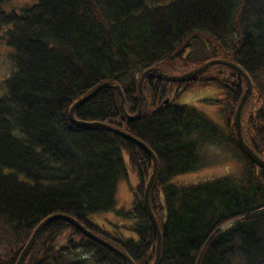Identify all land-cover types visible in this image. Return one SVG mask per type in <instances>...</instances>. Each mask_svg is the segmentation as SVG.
I'll list each match as a JSON object with an SVG mask.
<instances>
[{
  "label": "trees",
  "instance_id": "trees-1",
  "mask_svg": "<svg viewBox=\"0 0 264 264\" xmlns=\"http://www.w3.org/2000/svg\"><path fill=\"white\" fill-rule=\"evenodd\" d=\"M1 24L9 25L12 70L0 95V264H14L33 229L55 214L74 217L132 264H152L156 233L143 202L152 160L110 126L156 156L148 199L161 231L157 264H264V168L240 149L232 124L243 77L224 64L186 81L149 76L137 97L147 68L176 73L211 58L231 60L252 85L241 134L264 159V0H32L18 12L0 7ZM198 45L203 51L194 54ZM102 82L121 87L124 111L116 89L102 86L70 119L71 104ZM195 82L218 90L219 99L205 101L231 108L221 122L177 102ZM139 106L140 115L128 118ZM226 161L233 170L176 179ZM128 168L138 183L130 184L131 204L115 208ZM110 210L123 222L104 228L94 214ZM22 264L129 263L52 218Z\"/></svg>",
  "mask_w": 264,
  "mask_h": 264
},
{
  "label": "rangeland",
  "instance_id": "rangeland-1",
  "mask_svg": "<svg viewBox=\"0 0 264 264\" xmlns=\"http://www.w3.org/2000/svg\"><path fill=\"white\" fill-rule=\"evenodd\" d=\"M31 1L32 0H1L0 7L5 12H10V11L18 12L23 6L31 3ZM7 26L9 25L8 24L0 25V95L4 91V88H3L4 80L6 79L7 76L11 74V70H12L11 59H10L11 47L6 43L5 33H4L5 28ZM197 47H199L198 48L199 51L197 53L193 51L194 54H199L201 51H203V48L200 45H198ZM218 58H221V57H218ZM228 61H231V60H228ZM203 63L201 62L200 64L194 65L192 68H190V70L188 69L183 72L172 73V71L166 70V73L182 74V73L191 71L195 69L196 67H199ZM218 64L221 65V63H218ZM219 69H221L219 72H222L225 76H227L228 80L231 76H233V72H225L223 71V68H219ZM217 93H218V90L216 89L214 85L206 86L204 84H201L200 82H195V83H191L187 90L180 93L179 97L177 98V102L194 105L198 109L207 113L213 119H216L217 121L221 122L223 115L231 113L232 111L231 108L227 106V104L224 102L218 104L216 102H213L212 100L205 101L204 99V98L219 99L220 95H218ZM127 166L129 165L127 164ZM234 167H235L234 162L226 161L225 165L218 164V165H214L210 167H204L202 169H199V170H196L190 173H185L182 176L176 177V179L182 180V181H196L202 178H206V177L214 176L219 173H223L230 168L231 170H233ZM137 183H138V177L136 175V172L128 168L127 178L120 179L117 184L116 195H115V199H116L115 208H118L119 206L128 207L131 204L132 193L130 189V184L132 186H135L137 185ZM94 220L96 221L100 220V222L103 223L104 228H109L111 226V223H114V222L116 223L123 222L120 220V218L117 215H115L113 210L94 214Z\"/></svg>",
  "mask_w": 264,
  "mask_h": 264
},
{
  "label": "water",
  "instance_id": "water-1",
  "mask_svg": "<svg viewBox=\"0 0 264 264\" xmlns=\"http://www.w3.org/2000/svg\"><path fill=\"white\" fill-rule=\"evenodd\" d=\"M212 63H221V64H225L227 66H230L234 69H236L245 79V83H246V88L243 92V94L241 95L239 102L236 106L235 109V113H234V118H233V126H235V130H236V141L238 146L240 147V149L242 151H244V153L246 155H248V157L258 166L264 168V159L261 158L259 155H257L248 145L247 143L244 141L242 135H241V129H240V111L242 108V105L244 103V101L246 100V98L248 97L252 85H251V81L248 77V75L240 68L238 67L235 63L231 62V61H227L225 59H212L209 60L208 62L203 63L202 65H200L199 67H196L195 69L182 73V74H168L165 73L163 71H161L160 69L156 68V67H150L146 70H144L139 78L138 81V92L139 95L138 98H141L140 95V91H141V84L144 81V79L148 76H154L156 78H160L162 80H166V81H184V80H189L191 78H193L194 74L200 73L202 72L204 69H206L210 64ZM102 86H110V87H116L119 95L121 96V100H120V104H119V109L121 111H124L123 108V96H122V92L120 90V87L118 85L115 84H111L109 82H102L100 84H98L91 92L85 94L84 96L78 98L73 105L71 106V111L72 109L79 105L80 103H82L83 101L87 100L89 97H91V95L99 88ZM140 115V109L138 108L137 112L134 115H128V118H135L138 117ZM111 129L123 134L124 136L130 138L132 141H134L135 143H137L142 149H144L151 157L152 162H153V167H152V171L150 174V177L148 179L147 184L145 185V189H144V193H143V201H144V206L151 218L152 224L154 226L155 229V233H156V244H155V257L154 260L152 262V264H157L158 260H159V256H160V242H161V231L160 228L158 226V223L156 221V218L154 216V214L152 213L150 206H149V202H148V193H149V187L152 183L155 171H156V159L155 156L153 154V152L139 139H137L136 137L129 135L121 130H119L116 127H111ZM52 218H63L66 219L68 222H70L71 224H73L79 231H81L83 234H85L86 236L100 242L101 244L111 248L112 250H114L115 252H117L118 254H120L129 264H132V259L124 252H122L120 249L116 248L115 246H113L110 242H108L107 240H105L104 238H102L101 236L92 233L90 230L86 229L80 222H78L75 218L71 217V216H66V215H60V214H55V215H51L48 216L46 218H44L41 222H39V224L36 226L35 230H33L29 240L27 241V243L25 244V246L23 247V249L21 250L17 260L15 261L14 264H20L24 258V256L26 255V253L28 252L29 248L31 247L34 238L37 234V232L41 229V227L50 219Z\"/></svg>",
  "mask_w": 264,
  "mask_h": 264
},
{
  "label": "bare ground",
  "instance_id": "bare-ground-1",
  "mask_svg": "<svg viewBox=\"0 0 264 264\" xmlns=\"http://www.w3.org/2000/svg\"><path fill=\"white\" fill-rule=\"evenodd\" d=\"M218 57H216V58H211V59H208L206 62H208L209 60H212V59H217ZM219 59H221V58H219ZM225 60H227V59H225ZM228 61V60H227ZM235 63V62H234ZM215 64H218V63H212V64H210L206 69H204L202 72H204L205 70H207L209 67H211L212 65H215ZM236 64V63H235ZM238 67H240L238 64H236ZM227 66V65H226ZM228 67H230V66H228ZM157 68V67H156ZM232 68V67H231ZM241 68V67H240ZM148 69V68H147ZM159 69V68H158ZM232 69H234V68H232ZM242 69V68H241ZM146 70V69H145ZM161 70V69H160ZM235 71H237L236 69H234ZM243 70V69H242ZM162 71V70H161ZM164 72V71H163ZM202 72H200V73H197V74H194L193 75V77H195L196 75H198V74H201ZM238 72V71H237ZM166 73V72H165ZM239 73V72H238ZM246 73V72H245ZM240 74V73H239ZM241 75V74H240ZM242 76V75H241ZM149 77V76H148ZM152 77H154V76H152ZM243 77V76H242ZM140 78V77H139ZM147 78V77H146ZM160 79V78H159ZM145 80V79H144ZM243 80H244V82H245V79L243 78ZM138 81H139V79H138ZM164 81H166V80H164ZM184 81H186V80H184ZM173 82H177V81H173ZM143 83V82H142ZM115 85H117V84H115ZM137 85H138V82H137ZM119 86V85H118ZM110 87V86H109ZM120 87V86H119ZM111 88H114V89H116V87H111ZM245 88H246V83H245ZM245 88H244V90H245ZM138 89V88H137ZM120 90H121V92H122V89H121V87H120ZM116 91H117V89H116ZM118 92V91H117ZM190 92V91H189ZM244 92V91H243ZM251 92V91H250ZM218 94V93H217ZM243 94V93H242ZM250 94V93H249ZM118 95H119V93H118ZM138 95H139V92H138ZM140 95H141V98H138V100H141L142 99V84H141V91H140ZM120 96V95H119ZM122 96H123V92H122ZM248 97H249V95H248ZM248 97L246 98V100L248 99ZM123 98H124V96H123ZM120 100H121V96H120ZM124 100V99H123ZM246 100L244 101V103H243V105H242V108H243V106H244V104H245V102H246ZM165 101H167V100H165ZM81 104V103H80ZM79 104V105H80ZM119 104H120V101H119ZM73 104H71V106H72ZM79 105H77V106H75L73 109H72V111H71V106L69 107V117H70V119H74V115H73V112H74V109L76 108V107H78ZM123 108H124V106H123ZM242 108H241V111H240V124H241V112H242ZM139 109L141 110V108H140V106H139ZM138 110V109H137ZM137 112V111H136ZM135 113H132V114H130V115H134ZM136 118V117H135ZM99 124H101V125H104V126H109V124H107V123H104V122H99ZM112 127V126H111ZM234 128H235V126H234ZM236 129V128H235ZM137 144V143H136ZM138 145V144H137ZM139 146V145H138ZM140 147V146H139ZM141 148V147H140ZM144 150V149H143ZM145 151V150H144ZM152 151V150H151ZM153 152V151H152ZM153 154H154V152H153ZM150 156V155H149ZM154 156H155V154H154ZM151 158V157H150ZM155 159H156V156H155ZM152 160V159H151ZM152 167H153V164H152ZM156 169H157V160H156ZM151 171H152V169H151ZM155 173H156V171H155ZM151 174V173H150ZM155 175V174H154ZM183 175V174H182ZM182 175H180V176H182ZM149 177H150V175H149ZM149 177H148V179H149ZM154 178V177H153ZM153 181V180H152ZM148 182V181H147ZM147 184V183H146ZM151 185H152V183H151ZM151 185H150V187H151ZM150 187H149V189H150ZM144 202V201H143ZM148 202H149V199H148ZM61 215H64V214H61ZM66 216H68V215H66ZM74 218V217H73ZM66 220V219H65ZM96 221V220H95ZM79 222V221H78ZM100 226H102L103 227V223L102 222H100V220L99 221H96ZM230 223V222H229ZM83 225V224H82ZM84 226V225H83ZM85 227V226H84ZM36 228V227H35ZM35 228L33 229V230H35ZM86 228V227H85ZM87 229V228H86ZM89 230V229H88ZM93 233V232H92ZM32 234V233H31ZM95 234V233H94ZM31 236V235H30ZM36 237V236H35ZM30 238V237H29ZM29 238H28V240H29ZM35 239V238H34ZM27 240V241H28ZM94 240V239H93ZM27 241H26V243H27ZM96 241V240H95ZM25 243V244H26ZM109 248V247H108ZM117 248V247H116ZM114 251V250H113ZM20 254V253H19ZM27 254V253H26ZM19 256V255H18ZM26 257V255L24 256V258ZM18 258V257H17ZM17 258H16V260H17ZM24 258H23V260H24ZM15 260V261H16ZM23 260H22V262H23ZM22 262L20 263V264H22ZM15 263V262H14Z\"/></svg>",
  "mask_w": 264,
  "mask_h": 264
}]
</instances>
